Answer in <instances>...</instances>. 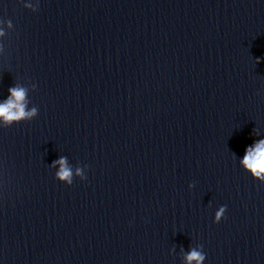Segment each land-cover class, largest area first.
Masks as SVG:
<instances>
[{"label": "clouds", "instance_id": "clouds-1", "mask_svg": "<svg viewBox=\"0 0 264 264\" xmlns=\"http://www.w3.org/2000/svg\"><path fill=\"white\" fill-rule=\"evenodd\" d=\"M25 7L31 8L33 12L39 10V0H36V6L33 7L31 3L25 4ZM8 27H12V22H8ZM5 32L0 29V37L4 36ZM259 62V61H258ZM8 98L0 102V122H3L5 127H11L13 123L22 121H30L38 116L39 110L37 107L28 108L27 89L23 87H12L9 89ZM243 169L247 171L250 176L260 182L264 186V139L254 141L251 146L245 149L243 159L240 161ZM59 166L55 173V179L61 183L71 186L75 178L86 180L87 165L77 167L75 171L68 164L67 157H60L53 161L51 167ZM194 185H189L193 187ZM227 206H220L215 212L214 223H220L225 218ZM185 264H204L206 254L203 252V246L200 248H192L184 257Z\"/></svg>", "mask_w": 264, "mask_h": 264}]
</instances>
